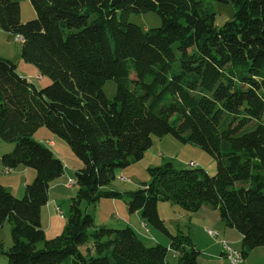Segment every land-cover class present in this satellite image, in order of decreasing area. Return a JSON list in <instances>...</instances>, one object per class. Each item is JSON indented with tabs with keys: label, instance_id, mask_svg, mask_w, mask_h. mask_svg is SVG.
<instances>
[{
	"label": "trees",
	"instance_id": "trees-1",
	"mask_svg": "<svg viewBox=\"0 0 264 264\" xmlns=\"http://www.w3.org/2000/svg\"><path fill=\"white\" fill-rule=\"evenodd\" d=\"M36 18L21 22L18 0H0V29L22 38L21 55L51 84L39 89L0 57V140L7 170L36 177L23 199L0 185V227L9 222L7 264H167L168 249L146 246L130 226H98L82 205L126 199L130 213L170 237L178 264H197L190 235L169 234L158 204L186 214L208 207L241 237V254L264 247V0H30ZM213 2L233 18L215 25ZM156 13L159 28L131 15ZM117 85L110 100L103 91ZM46 127L66 141L82 167L62 234L41 226L51 183L65 166L34 134ZM171 135L217 161L214 176L168 162L148 169L131 192L106 191L118 169L140 161L153 138ZM81 247H87L86 253Z\"/></svg>",
	"mask_w": 264,
	"mask_h": 264
},
{
	"label": "rangeland",
	"instance_id": "rangeland-1",
	"mask_svg": "<svg viewBox=\"0 0 264 264\" xmlns=\"http://www.w3.org/2000/svg\"><path fill=\"white\" fill-rule=\"evenodd\" d=\"M18 1L21 8V22L26 23L35 19L36 11L30 0ZM213 6L216 12V27H222L233 18V5L213 2ZM129 21L142 29L159 28L162 25L161 18L154 12L131 15ZM16 39V36L0 29V57L14 63L18 73L37 88L42 89L49 86L51 79L43 76L36 66L23 60L21 55L22 43L17 42ZM116 90L117 85L114 81H108L103 87L104 93L110 100L115 97ZM33 139L49 147L58 158H62L61 161L63 160L62 162L65 166L64 175L51 183V185L59 184L60 187L49 190L50 201L48 208L44 206L41 212V226L45 236L47 239H53L63 232L66 219L69 216L71 200L76 196L78 190L76 184H70V180H75L74 175L82 167V162L75 156L66 141L53 134L46 127L40 128L34 134ZM50 141H54V145H50ZM14 146L12 143L0 140V157L3 154L12 152ZM168 162L172 163L178 170L187 169L190 162H195L208 175L214 176L217 173V161L210 154L198 146L182 144L171 135H167L162 138L154 137L152 147L146 151L144 157L131 166L118 169L116 179L105 190L123 193L136 191L144 183L150 182L148 169L162 166ZM35 177V170L24 166H19L17 169L12 170L5 169L0 159V185L11 191L17 199L21 200L24 198L26 185L31 184ZM55 197H58V199ZM53 198H55L56 202L53 201ZM113 202L115 205H113ZM125 203L126 199L114 201L102 199L97 205L84 203L82 210L87 214H92L98 223L109 224L107 225L109 228L116 230L125 228L124 223L132 224L136 227V230H140V239L146 246L153 247L160 244L166 247L169 251L166 257L167 264H178L177 256L169 248L170 237L148 225V227L142 228L137 219L125 214V208L128 211ZM158 213L161 219L165 221L169 234L175 236L182 232L191 236L199 251L197 263L232 264V261L224 255L225 251L222 243L226 241L234 251L237 250V245L234 244V241L235 238L239 237V233L229 229L230 231L226 230L228 233L225 234L223 229L222 231L219 230L220 227L224 229L226 227L221 221L218 211L204 207L197 213L186 214V212L170 202H161L158 204ZM11 229L9 222L0 227V242L4 244L6 249H9L13 244ZM208 231L214 233L215 237H212ZM153 237L157 241L152 239ZM213 245L216 246L215 249H213ZM81 250L86 253L87 247H81ZM208 250H212L211 253H206ZM221 251L224 259L221 258ZM239 252L241 253V251ZM245 259L243 258L242 264H244ZM253 259H256L258 263L264 264V247L258 248L257 252L250 256V260ZM0 264H7V258L2 254H0Z\"/></svg>",
	"mask_w": 264,
	"mask_h": 264
},
{
	"label": "crops",
	"instance_id": "crops-1",
	"mask_svg": "<svg viewBox=\"0 0 264 264\" xmlns=\"http://www.w3.org/2000/svg\"><path fill=\"white\" fill-rule=\"evenodd\" d=\"M50 145H54V141H50ZM1 158V157H0ZM62 159V158H61ZM60 159V160H61ZM63 161V160H62ZM57 187H60V185L59 184H56V185H51L50 186V189L51 188H57ZM56 198V197H55ZM55 198H53V201H55L56 202V200H55ZM56 199H58V197L56 198ZM49 201H50V196H49ZM49 201H48V204H49ZM112 201H114V200H112ZM48 204L45 206V207H47L48 208ZM126 204V203H125ZM113 205H115V203L113 202ZM127 206V205H126ZM204 208V207H203ZM127 209H128V207H127ZM124 212H125V214H128L129 216L131 215V218H135V219H137L138 220V222L140 223V225H141V227L143 228V227H148L147 225H146V223L143 221V219L141 218V214L139 213V212H137V213H134V214H132V213H130L129 212V210L128 211H126V208H125V210H124ZM129 212V213H128ZM95 221H96V218H95ZM96 224L98 225V226H103V225H105V226H107V225H109V224H105V223H101V222H97L96 221ZM124 227H126V226H130L131 228H133L136 232H138L137 234H138V236L140 237V230H136V227H134L132 224H130V225H128L127 223H124ZM222 229L224 230V233L226 234V233H228L230 230L231 231H233V229H228V228H223V227H220L219 228V230L220 231H222ZM226 230H228V232H226ZM152 239H154V240H156L157 241V239L155 238V237H153ZM241 240H242V237H241V235L239 234V237L236 239L235 238V241H234V244H236L237 246H236V251H241ZM236 242V243H235ZM216 243H218V242H216ZM197 247V246H196ZM216 248V246H214L213 245V249H215ZM198 249V248H197ZM222 250V249H221ZM257 250L258 249H256L255 251H253L251 254H250V256H252V254H254V252H257ZM211 251L212 250H208L206 253H211ZM250 256H248L246 259H245V262H244V264H263V263H258L257 261H256V259H253V260H250ZM221 258L222 259H224V257H223V254H222V251H221ZM218 263V262H217ZM197 264H200V263H197ZM211 264H215V263H211ZM219 264H224V263H219ZM242 264V263H241Z\"/></svg>",
	"mask_w": 264,
	"mask_h": 264
},
{
	"label": "built area",
	"instance_id": "built-area-1",
	"mask_svg": "<svg viewBox=\"0 0 264 264\" xmlns=\"http://www.w3.org/2000/svg\"><path fill=\"white\" fill-rule=\"evenodd\" d=\"M18 42V41H17ZM189 169H197L199 168L198 164L195 162H190L188 165ZM74 181L70 180V184H73ZM212 237H215L214 233H209ZM223 249L225 251L224 255L232 261V264H241V253L239 251H234L233 249H230L229 244L226 241H223L222 243Z\"/></svg>",
	"mask_w": 264,
	"mask_h": 264
},
{
	"label": "bare ground",
	"instance_id": "bare-ground-1",
	"mask_svg": "<svg viewBox=\"0 0 264 264\" xmlns=\"http://www.w3.org/2000/svg\"><path fill=\"white\" fill-rule=\"evenodd\" d=\"M16 41L22 42L23 40L21 37H17ZM208 233H212V232L208 231ZM230 249H232V248L230 247ZM242 261H243V257H241V263H242Z\"/></svg>",
	"mask_w": 264,
	"mask_h": 264
}]
</instances>
